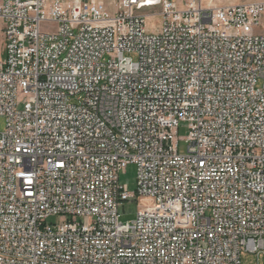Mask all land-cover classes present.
Here are the masks:
<instances>
[{
  "label": "built area",
  "instance_id": "obj_1",
  "mask_svg": "<svg viewBox=\"0 0 264 264\" xmlns=\"http://www.w3.org/2000/svg\"><path fill=\"white\" fill-rule=\"evenodd\" d=\"M263 17L264 0H0V264L264 255Z\"/></svg>",
  "mask_w": 264,
  "mask_h": 264
},
{
  "label": "rangeland",
  "instance_id": "obj_2",
  "mask_svg": "<svg viewBox=\"0 0 264 264\" xmlns=\"http://www.w3.org/2000/svg\"><path fill=\"white\" fill-rule=\"evenodd\" d=\"M178 3H183L185 0H176ZM203 2L211 1L214 5H229L234 3L241 2H252L259 0H202ZM159 19L157 16L150 15L147 18L146 29L148 31H155L158 27ZM258 32L264 33V17L261 20L260 26L257 29ZM5 52V40L3 34L1 33L0 37V58L4 57ZM132 58L135 59V56L132 55ZM5 122L4 117L0 116V132L4 130ZM187 127L185 124H181L177 129V136L181 138L178 143V150L180 153L185 151L186 143L184 142V138L187 135ZM119 182L123 183L127 186L129 191H134L136 188L135 182V166L133 164L127 165L124 173L119 175ZM153 204V200L149 197L140 196L134 200H127L122 203V205L118 209L119 213V221L122 223L131 222L134 220L136 216V212L139 208L144 206H149ZM60 219L57 216L50 217L47 222H57ZM240 259L242 264H263L264 263V255L262 253L255 254L242 251L240 254Z\"/></svg>",
  "mask_w": 264,
  "mask_h": 264
}]
</instances>
